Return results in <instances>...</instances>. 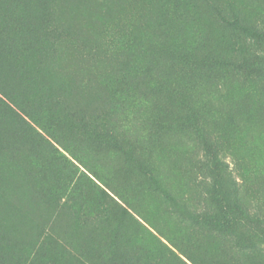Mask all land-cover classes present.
Returning <instances> with one entry per match:
<instances>
[{
  "label": "rangeland",
  "instance_id": "obj_1",
  "mask_svg": "<svg viewBox=\"0 0 264 264\" xmlns=\"http://www.w3.org/2000/svg\"><path fill=\"white\" fill-rule=\"evenodd\" d=\"M40 2L51 28L70 26L51 41L52 88L46 90L59 83L65 105L71 113L74 108V123L83 107L89 129L112 128L115 136L111 142L95 140L66 124L55 126L51 137L34 125L61 162L67 158L92 181L79 187L87 195L84 205L76 198L75 208L64 206L58 217H50V193L44 192L42 204L26 182L29 160L12 167L0 159V228L13 249L30 250L31 264H194L191 254L210 264H264V77L246 78L210 62L218 54L254 51L218 10L233 8L264 30V0ZM130 27L141 46L167 37L165 54L147 60L134 55L146 70L138 74L126 73V54L106 44L116 30ZM185 47L194 63L183 62ZM206 109L226 113L218 121L206 118ZM217 131L224 133L222 160L252 218L234 236L200 228L186 217L213 211L203 190L208 176L201 135L212 140Z\"/></svg>",
  "mask_w": 264,
  "mask_h": 264
},
{
  "label": "trees",
  "instance_id": "obj_2",
  "mask_svg": "<svg viewBox=\"0 0 264 264\" xmlns=\"http://www.w3.org/2000/svg\"><path fill=\"white\" fill-rule=\"evenodd\" d=\"M228 10L229 13L218 10L219 18L248 40L254 46V51L240 50L239 44V55L221 57L218 54L212 57L210 62L226 65L246 78L264 77V30L242 19L233 8ZM45 11L46 7L40 0H0V159L15 167L19 159L27 158L31 171L26 176V182L36 196L42 197V204L45 202L44 192L47 190L50 193L48 198L51 203L47 205L50 217H58L64 206L75 208V202L78 201L76 198L80 200L78 203L84 205L87 195L79 191V187L92 181L67 158L61 162L58 150L34 125L51 137L55 126L66 124H74L75 128L87 131L95 140L111 142L115 135L112 128L106 130L103 127L99 133L89 129V123L82 112L83 107L78 113L77 123H74V108L71 113V107L65 105L64 91L59 83H56L54 90H46L52 88L47 61L49 54L54 52L51 41L68 31L70 26L51 28ZM36 22L39 24L35 28ZM106 44L108 50L118 47L117 50L120 49L126 54V73L129 74L146 71L134 55L140 57L143 54L147 60L149 55L160 56L167 52L166 36L152 41L149 46H145L144 41L141 46L131 27L128 31L116 30L107 38ZM193 55L192 50L185 47L183 62L194 63ZM153 66L158 71L159 66ZM206 111V118H215L218 121L226 113L218 109L212 113L209 109ZM187 118L191 120L189 123L202 132L192 118ZM228 118H231L232 125L234 123V127L238 128V119H233L229 113ZM102 123L110 126V121L105 118ZM214 124L219 128L218 122L214 121ZM116 126L120 127L118 124ZM222 134L224 135L223 131H217L212 140L201 135L205 155L202 168L208 176L203 190L213 211L186 212V217L200 228L234 236L237 229L241 225L248 226L252 218L246 204L238 197L237 184L222 160ZM71 155L85 170H92L87 164L82 165L83 161L78 160L72 152ZM151 178L154 180L152 176ZM100 194L110 197L102 188ZM2 231L0 228V264H31L33 260L30 250L23 247L13 249L12 240L4 238ZM19 239L20 244H23L22 238ZM190 257L188 258L194 264H210L208 259H205V262L194 254ZM113 264L125 263L114 260Z\"/></svg>",
  "mask_w": 264,
  "mask_h": 264
}]
</instances>
